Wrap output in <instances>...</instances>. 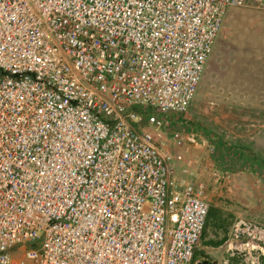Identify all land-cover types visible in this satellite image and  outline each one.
<instances>
[{"label": "built area", "instance_id": "obj_1", "mask_svg": "<svg viewBox=\"0 0 264 264\" xmlns=\"http://www.w3.org/2000/svg\"><path fill=\"white\" fill-rule=\"evenodd\" d=\"M229 7L264 0H0V264H189L209 205L170 119ZM229 232L264 264L263 227Z\"/></svg>", "mask_w": 264, "mask_h": 264}, {"label": "rangeland", "instance_id": "obj_2", "mask_svg": "<svg viewBox=\"0 0 264 264\" xmlns=\"http://www.w3.org/2000/svg\"><path fill=\"white\" fill-rule=\"evenodd\" d=\"M170 120L174 128L197 135L196 146L180 147L184 157L173 163L174 174L181 176L190 159L192 177L204 185L209 205L210 215L189 264L203 259L217 264L225 258L228 264H244L248 261L244 256L225 253V241L239 220L264 228V174L214 162L213 144L202 131L248 145L264 157L263 10L228 8L190 106ZM165 141L173 153L168 132Z\"/></svg>", "mask_w": 264, "mask_h": 264}, {"label": "trees", "instance_id": "obj_3", "mask_svg": "<svg viewBox=\"0 0 264 264\" xmlns=\"http://www.w3.org/2000/svg\"><path fill=\"white\" fill-rule=\"evenodd\" d=\"M202 132L213 144L211 156L214 162L230 169L243 168L264 174V157L255 153L248 145L239 142H227L219 135L207 130ZM208 215H210L209 212Z\"/></svg>", "mask_w": 264, "mask_h": 264}, {"label": "water", "instance_id": "obj_4", "mask_svg": "<svg viewBox=\"0 0 264 264\" xmlns=\"http://www.w3.org/2000/svg\"><path fill=\"white\" fill-rule=\"evenodd\" d=\"M197 264H215L214 262H209L208 260L204 259L201 262H198Z\"/></svg>", "mask_w": 264, "mask_h": 264}, {"label": "crops", "instance_id": "obj_5", "mask_svg": "<svg viewBox=\"0 0 264 264\" xmlns=\"http://www.w3.org/2000/svg\"><path fill=\"white\" fill-rule=\"evenodd\" d=\"M196 146V145H195ZM204 260V259H203ZM209 262H214V261H209ZM198 262L196 261V264H197ZM215 263V262H214ZM217 264H223V262L222 261H218V263Z\"/></svg>", "mask_w": 264, "mask_h": 264}]
</instances>
